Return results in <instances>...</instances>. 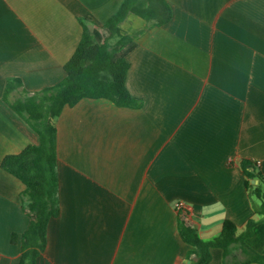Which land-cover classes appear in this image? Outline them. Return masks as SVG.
Instances as JSON below:
<instances>
[{"label":"crops","instance_id":"obj_1","mask_svg":"<svg viewBox=\"0 0 264 264\" xmlns=\"http://www.w3.org/2000/svg\"><path fill=\"white\" fill-rule=\"evenodd\" d=\"M167 1L161 25L132 12L119 23L136 43L126 85L138 105L83 97L54 117L60 211L37 264H189L179 201L203 239L225 219L240 233L255 218L245 242L264 253V221L240 165L260 160L264 178V0ZM121 2L0 0V264H19L29 223L25 185L1 163L39 142L4 98L7 81L31 91L59 82L82 37L80 18L103 42ZM210 252L207 264L248 257L241 247Z\"/></svg>","mask_w":264,"mask_h":264},{"label":"trees","instance_id":"obj_2","mask_svg":"<svg viewBox=\"0 0 264 264\" xmlns=\"http://www.w3.org/2000/svg\"><path fill=\"white\" fill-rule=\"evenodd\" d=\"M129 12L151 24L161 25L170 19L172 7L167 0H122L118 10L104 23L111 38L103 42L96 40L90 24L85 21L87 18H80L82 37L65 63V75L59 82L31 91L23 87L20 78L7 81L4 98L39 135L38 143L6 155L1 163L25 185L20 197L29 223L19 239L17 234L12 235V240L18 239L21 244L19 264H37L46 245L49 219L60 211L54 117L65 105H73L83 97H104L117 105H138L126 85L130 67L127 55L136 43L131 36L123 34L119 26ZM240 165L254 209L262 214L264 221V178L255 160L242 159ZM256 222L255 218H249L239 233L237 225L225 219L217 236L203 239L179 213V233L192 246L187 254V259L191 260L189 264H207L211 259L210 249L214 246L221 247L225 256L241 247L248 256L243 264L251 260L264 264V253L253 251L245 242Z\"/></svg>","mask_w":264,"mask_h":264},{"label":"built area","instance_id":"obj_3","mask_svg":"<svg viewBox=\"0 0 264 264\" xmlns=\"http://www.w3.org/2000/svg\"><path fill=\"white\" fill-rule=\"evenodd\" d=\"M257 165H260V160H255ZM175 208L177 211L182 215V217L189 222L190 217H189V211H188V206L184 204L183 202L179 201L176 202Z\"/></svg>","mask_w":264,"mask_h":264},{"label":"water","instance_id":"obj_4","mask_svg":"<svg viewBox=\"0 0 264 264\" xmlns=\"http://www.w3.org/2000/svg\"><path fill=\"white\" fill-rule=\"evenodd\" d=\"M188 262H190V260H188Z\"/></svg>","mask_w":264,"mask_h":264}]
</instances>
